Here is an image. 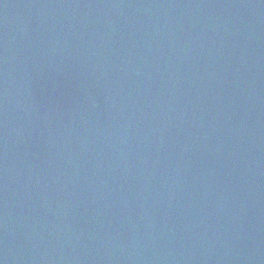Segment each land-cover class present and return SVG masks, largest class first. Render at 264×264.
Segmentation results:
<instances>
[{
    "label": "water",
    "instance_id": "water-1",
    "mask_svg": "<svg viewBox=\"0 0 264 264\" xmlns=\"http://www.w3.org/2000/svg\"><path fill=\"white\" fill-rule=\"evenodd\" d=\"M0 264H264V0H0Z\"/></svg>",
    "mask_w": 264,
    "mask_h": 264
}]
</instances>
